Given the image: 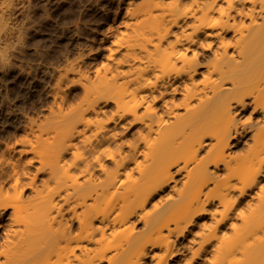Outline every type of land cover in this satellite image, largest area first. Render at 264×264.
Wrapping results in <instances>:
<instances>
[{"label": "bare ground", "instance_id": "bare-ground-1", "mask_svg": "<svg viewBox=\"0 0 264 264\" xmlns=\"http://www.w3.org/2000/svg\"><path fill=\"white\" fill-rule=\"evenodd\" d=\"M127 13L120 56L28 124L45 178L0 169V264H264V0Z\"/></svg>", "mask_w": 264, "mask_h": 264}, {"label": "rangeland", "instance_id": "rangeland-1", "mask_svg": "<svg viewBox=\"0 0 264 264\" xmlns=\"http://www.w3.org/2000/svg\"><path fill=\"white\" fill-rule=\"evenodd\" d=\"M139 0H13L0 30V169L12 158L35 182L36 163L24 164L30 122H37L56 107L60 87L67 97L63 108L74 107L82 93L75 74L60 78L71 66L95 75L113 51L123 49L121 35L126 31L127 10ZM61 80L62 82H60ZM56 88V89H55ZM3 180V179H2ZM29 195V190H25ZM2 230L7 226L5 212ZM2 232V231H1Z\"/></svg>", "mask_w": 264, "mask_h": 264}]
</instances>
